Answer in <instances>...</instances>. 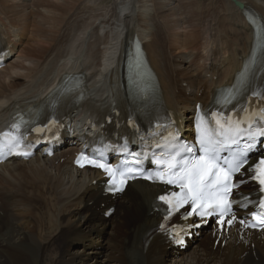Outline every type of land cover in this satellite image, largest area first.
Here are the masks:
<instances>
[{
    "label": "bare ground",
    "instance_id": "bare-ground-1",
    "mask_svg": "<svg viewBox=\"0 0 264 264\" xmlns=\"http://www.w3.org/2000/svg\"><path fill=\"white\" fill-rule=\"evenodd\" d=\"M38 1L45 7L44 12L39 10L33 11L32 14L21 3L0 6V12L9 17L25 19V24H28L32 17L33 28L29 39L36 40L35 43L27 40L21 52L23 62L11 63L5 72L4 69L0 71L1 102L4 97L10 96L7 101L11 100L13 95L38 94L48 87L49 82L46 79L51 75L55 77V82L60 88L64 85L65 77L77 76L73 72L82 73L79 64L84 67L91 64L89 68L96 64L93 69L99 70V76L109 78L112 75L111 83L114 84L117 101H121L126 98L124 80L126 52L129 40L136 33L143 42H146L147 54L156 66V71L159 70L170 96L169 91L179 88V84L175 85L179 82L178 79L173 77L176 72L192 79V83L203 82V71L205 62L210 59L207 54L211 45H226L227 49L224 53L246 54L252 29L249 28L248 15H245L249 13L237 6L238 1L245 3L246 7L257 9L264 15V0H211L205 7L202 6L203 0H180L181 8H169V13H164L162 3L155 4L152 12V6L142 4L143 0H123L115 4L117 7L113 15L110 14L108 18L112 20L115 17L120 22V25L118 24L120 28L110 37L109 34L100 32L103 26L109 24V20L106 19L109 13L101 16L91 15L87 19L78 21H71L69 18L66 21L77 0L62 1L64 4L56 3L57 1L54 0H37V3ZM154 1L156 0H152ZM136 3L139 7L144 6L138 13H136ZM119 6L121 12L118 10ZM153 13L162 16L166 29L174 31L175 38L180 35V28H185L186 23L190 33H186L184 40L187 44H192L195 49L193 54L196 55V60L192 61L195 66L193 70L184 63L171 64V59L170 62L167 61L168 57L164 54L163 46L161 48L160 45L163 43L162 29L155 28V23L154 26L151 24L152 19H155L152 18ZM179 13L182 17L178 20L179 23L177 22L179 29H176L175 19L173 25L170 20L173 15L177 16ZM94 16L96 20L93 22ZM101 17L104 19L99 24L103 26L99 27L97 23L98 25L94 27ZM61 25L66 26L63 32ZM230 30L232 32L229 33ZM241 30L242 33L238 34ZM233 34L238 35L233 37ZM93 37L95 38L91 42ZM98 44L108 47L101 50ZM64 62H66L65 66L60 68V64ZM114 65L116 67L112 70L113 73H110ZM236 67L238 65L235 63L234 68ZM8 68L12 71L6 72ZM2 73L8 76L2 78ZM21 79L25 81L19 82ZM81 80L83 83L77 93L86 94L85 82L88 80L85 76L81 77ZM26 81L30 83L26 84ZM36 81V85L33 86ZM101 90L102 88L97 91ZM88 102L92 107L97 105V102L90 98ZM168 103L170 104L169 101ZM38 160L14 165L12 168H7V173H0V192L3 191L5 196L3 200L5 216L0 213V225L6 224L5 228L0 227V264H59V262L60 264H102L101 261H104L103 264H168L169 253L162 252L154 243L146 245L147 240L144 237L145 231L157 221L149 214L153 198L160 191L159 186L135 182L119 201L114 218L109 222H98L95 207L91 205L95 202V194H92L91 188L86 187L84 183L87 175L72 169L66 171L53 160ZM14 176L22 179V183L20 189L11 196L10 191L4 187L14 188L19 185V180L13 182ZM85 187L86 190L81 192ZM48 192L50 195H47ZM102 231L105 232L104 239L100 241L103 249L84 252L82 246H87L89 241L95 239L97 232ZM207 238H211V234H207ZM252 240L257 242L255 249L257 258L252 256L253 250L250 246H246L243 254L239 255L236 239L229 242L226 251L220 246L215 248L214 243L208 240H202L196 243L192 259L183 261L188 255L186 254L185 257L175 260L174 264H264V246H261L255 237H252ZM101 252L105 257L100 261L98 254ZM89 255H94V258H90V262H87ZM219 255L221 259H217Z\"/></svg>",
    "mask_w": 264,
    "mask_h": 264
},
{
    "label": "snow or ice",
    "instance_id": "snow-or-ice-1",
    "mask_svg": "<svg viewBox=\"0 0 264 264\" xmlns=\"http://www.w3.org/2000/svg\"><path fill=\"white\" fill-rule=\"evenodd\" d=\"M241 123L242 121H233L231 118H227L222 123L221 118H217V128L215 130L201 129L202 137L200 143L205 155L191 162L185 161L180 172H172L167 179H164L163 176L160 177L164 183L176 184L181 189L180 193H172L171 198L169 196L160 197L162 201L169 205L170 212L179 210L189 200L192 201L193 211L195 212L199 209L198 214L202 216L211 215L212 213L208 209L215 206L220 209L221 219H223V214L231 209L232 202L227 199L228 195L233 188L245 183L243 179L234 183L232 173L243 175L242 169L247 163V157L241 153L239 156H234L231 161L226 159L224 163L228 165L227 169L222 168L217 161L219 160V151L240 143L241 133L246 131L240 127ZM250 129L251 125H249L247 135L252 143L247 145L246 150H250L253 147L257 138L264 137V126L257 128L255 131ZM8 135V133H5V136ZM186 150L191 151V149ZM82 161L102 168L111 177V185L113 187L109 188L110 191L123 190V185L126 182L124 172H120L119 176H117L114 169L95 159H89L87 156L82 155L80 160L77 161L81 167L84 166ZM174 161L175 157L166 162L169 172L176 167ZM127 171L132 172V169L129 168ZM247 171L253 173L251 179L256 180L261 185V191H264V157H261L258 163L249 167ZM213 177L214 179H212ZM259 206L264 209V200L260 202ZM260 217H264V213H261ZM260 217L254 216V219H259ZM261 222L264 223V220H261Z\"/></svg>",
    "mask_w": 264,
    "mask_h": 264
},
{
    "label": "rangeland",
    "instance_id": "rangeland-1",
    "mask_svg": "<svg viewBox=\"0 0 264 264\" xmlns=\"http://www.w3.org/2000/svg\"><path fill=\"white\" fill-rule=\"evenodd\" d=\"M3 1H5V0H3ZM7 2L9 1V0H6ZM57 1V2H56ZM62 1H64V2H67L68 0H54V2H56V3H62V4H64ZM86 0H77L75 3H74V5L72 6V8H71V12H75V10H76V8L78 7L79 9H77V10H79L78 12V17H76V18H82V19H84V18H88L90 15H99V16H101V15H105V14H107V13H109V15H107V17H106V19L107 20H109V24L107 23L105 26H103V25H101V26H103V27H105V29L103 28L100 32L101 33H103V32H106L105 34H109L110 35V37L116 32V30H118V28H120V27H118V24L120 25V22L118 21V20H116L115 19V17L114 18H112V20L111 19H108L109 18V16H110V14H112L113 15V12H114V10H115V7H117V5H115V4H119V3H121V2H123V0H98L97 1V3L91 8V9H88V7H82L81 6V4L83 3V2H85ZM145 1H147V0H143L142 1V4H144V5H146V4H148V7H151V9H152V12H153V8H154V6H155V4H161L162 3V5L164 4V8H163V11H164V13L165 12H170V10H169V8H176V9H180L181 8V2H180V0H156V1H154V2H152V0H149V1H147V2H145ZM206 2L205 3H207V2H210L211 0H205ZM29 2V4H27L25 7V9H27L28 11H42V12H44V8L45 7H43V5L42 4H39V1H38V3H37V0H29L28 1ZM82 2V3H81ZM138 3H140V2H138ZM150 3H152V4H150ZM203 3H204V0H203ZM1 4V3H0ZM21 4H23V3H21ZM101 4V5H100ZM180 6H179V5ZM201 4H202V1H201ZM7 5V4H6ZM78 5V6H77ZM8 6H10V4H8ZM42 6V7H41ZM98 6H100V7H98ZM172 6V7H171ZM203 6V5H202ZM2 7V6H1ZM141 8H144V6H141L140 5V7H139V5L136 3V10L137 9H140V11L142 10ZM76 10V11H77ZM118 10L121 12L122 10H121V7L119 6L118 7ZM118 10H116V11H118ZM95 11V12H94ZM81 12V13H80ZM123 13V12H122ZM125 14L127 13V11H125L124 12ZM73 14V13H72ZM90 14V15H89ZM82 16V17H81ZM180 17V18H179ZM181 17H182V15H180V13L176 16V15H173V18H171V20H170V23L173 25L174 23V19H175V22H176V29H179V24L177 25V22H178V20H180L181 19ZM75 18V17H74ZM73 18V19H74ZM102 18L104 19V17H101V20H102ZM105 19V20H106ZM114 19V20H113ZM96 19H95V16L92 18V21L94 22ZM106 20V21H107ZM161 21H162V18L160 19ZM173 20V21H172ZM172 21V22H171ZM99 23V22H98ZM179 23V22H178ZM37 24V23H36ZM151 24H152V22H151ZM49 26V25H48ZM100 25H99V27H101ZM152 26H154L153 24H152ZM184 26H185V28H180V35H178V37L177 38H175L176 36H174L175 35V32L174 31H172V32H166L165 34H164V45H168V47L172 50V53H173V55H176V54H181L182 53V49L185 47H180V46H182V44H187L186 42H185V40H184V38L186 37V35L187 34H189L190 32H188L189 30H188V28H186V23L184 24ZM46 27H47V24H46ZM142 28H144V26H141ZM187 33V34H186ZM183 35V36H182ZM151 38V37H150ZM151 40V39H150ZM35 39H32V40H30V43H35ZM177 45V46H176ZM188 45V44H187ZM102 46V49L103 48H106V47H108V45H100V47ZM111 46V45H110ZM168 58H167V61H169L170 62V59H171V61L174 59V57H172V55H171V58H170V56H167ZM173 58V59H172ZM105 59V58H104ZM18 62H21V61H23V58H18V60H17ZM16 61V62H17ZM168 63V62H167ZM10 69V68H9ZM11 71H12V69H11ZM10 71V72H11ZM177 73V72H176ZM5 75V74H4ZM181 75V74H180ZM6 76V75H5ZM39 210V209H38ZM4 218V217H3ZM193 255H194V253L192 252H190V254L187 256V258L185 259L184 258V260L183 261H189L190 259H192V257H193ZM59 264H60V262H59ZM168 264H174V262H170V263H168Z\"/></svg>",
    "mask_w": 264,
    "mask_h": 264
}]
</instances>
